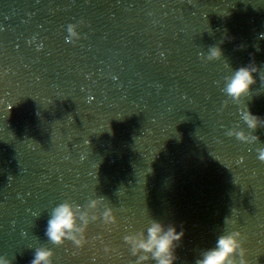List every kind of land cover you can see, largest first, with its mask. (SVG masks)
Masks as SVG:
<instances>
[{
	"label": "water",
	"instance_id": "1",
	"mask_svg": "<svg viewBox=\"0 0 264 264\" xmlns=\"http://www.w3.org/2000/svg\"><path fill=\"white\" fill-rule=\"evenodd\" d=\"M249 64L254 83L233 100L226 78ZM245 110L262 123L248 128ZM261 147L264 0H0V256L11 264L39 247L54 264H137L125 237L146 238L153 220L184 231L174 264H195L235 227L249 264H264ZM63 201L87 221L79 248L45 236Z\"/></svg>",
	"mask_w": 264,
	"mask_h": 264
},
{
	"label": "clouds",
	"instance_id": "2",
	"mask_svg": "<svg viewBox=\"0 0 264 264\" xmlns=\"http://www.w3.org/2000/svg\"><path fill=\"white\" fill-rule=\"evenodd\" d=\"M66 31L68 33L65 37L66 41L74 42L79 39L80 33L77 31L76 24H68ZM221 55L222 51L218 46L209 47L207 52L209 59H218ZM258 70L254 64L236 68L226 78L224 93L233 100H240L246 96L255 80L253 73ZM242 119L250 129H254L262 123L261 118L249 110L243 111ZM235 135L240 140L248 139L243 132H236ZM253 139H258V137H253ZM257 154V158L264 162V147L257 149ZM98 203L99 200L94 199L90 202V207H95ZM104 218L106 221L114 219L111 208L105 209ZM78 220L84 221V225H78ZM86 223L85 216L79 212L78 205L74 206L68 201H63L52 209L46 222L45 236L53 244L60 245L65 240H71L79 248L86 242ZM183 235V229L177 231L175 224L165 226L160 221L153 220L147 228L146 238L137 240L125 237V240L132 244L131 250L134 255L139 253L137 264H142L148 259L154 260L155 264H174L176 260L175 247ZM244 239L243 233L236 227L232 231L219 235L214 246L205 249L196 259L195 264H249L245 256ZM53 255L54 252L51 248L39 247L34 251L30 264H54ZM0 264H11V262L0 256Z\"/></svg>",
	"mask_w": 264,
	"mask_h": 264
}]
</instances>
